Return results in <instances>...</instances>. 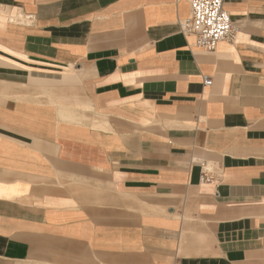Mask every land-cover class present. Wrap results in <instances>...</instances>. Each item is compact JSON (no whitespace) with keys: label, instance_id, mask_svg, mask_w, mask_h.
Masks as SVG:
<instances>
[{"label":"crops","instance_id":"crops-1","mask_svg":"<svg viewBox=\"0 0 264 264\" xmlns=\"http://www.w3.org/2000/svg\"><path fill=\"white\" fill-rule=\"evenodd\" d=\"M224 7L207 54L187 1L0 0V264H264V0Z\"/></svg>","mask_w":264,"mask_h":264},{"label":"built area","instance_id":"built-area-1","mask_svg":"<svg viewBox=\"0 0 264 264\" xmlns=\"http://www.w3.org/2000/svg\"><path fill=\"white\" fill-rule=\"evenodd\" d=\"M187 1L191 8V14L185 20L178 22L180 33L187 39L193 37L190 44L193 51H201L213 54L219 43L223 41L233 42L237 36V28L230 15L225 10L226 0H177ZM12 21L18 23L32 22L31 16L19 15ZM204 86L210 87L212 80L203 77ZM205 181H209L207 176ZM175 264H181L176 262Z\"/></svg>","mask_w":264,"mask_h":264}]
</instances>
